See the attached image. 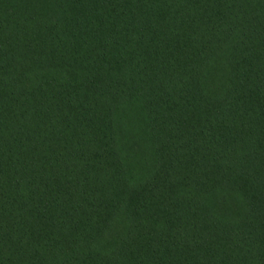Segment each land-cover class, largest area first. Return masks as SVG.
Segmentation results:
<instances>
[{
  "label": "trees",
  "instance_id": "16d2710c",
  "mask_svg": "<svg viewBox=\"0 0 264 264\" xmlns=\"http://www.w3.org/2000/svg\"><path fill=\"white\" fill-rule=\"evenodd\" d=\"M0 264H264V0H0Z\"/></svg>",
  "mask_w": 264,
  "mask_h": 264
}]
</instances>
